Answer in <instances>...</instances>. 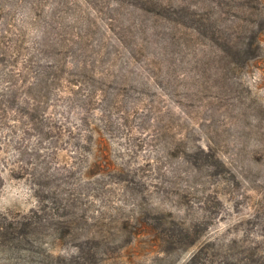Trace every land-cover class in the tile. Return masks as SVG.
<instances>
[{"label":"rangeland","instance_id":"374dc122","mask_svg":"<svg viewBox=\"0 0 264 264\" xmlns=\"http://www.w3.org/2000/svg\"><path fill=\"white\" fill-rule=\"evenodd\" d=\"M0 264H264V0H0Z\"/></svg>","mask_w":264,"mask_h":264}]
</instances>
